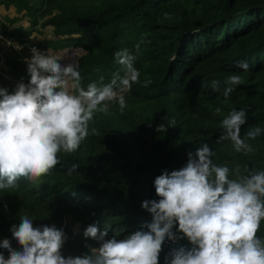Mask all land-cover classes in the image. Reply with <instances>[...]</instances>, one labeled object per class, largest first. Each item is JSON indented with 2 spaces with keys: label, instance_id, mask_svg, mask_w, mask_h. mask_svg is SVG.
I'll list each match as a JSON object with an SVG mask.
<instances>
[{
  "label": "trees",
  "instance_id": "obj_1",
  "mask_svg": "<svg viewBox=\"0 0 264 264\" xmlns=\"http://www.w3.org/2000/svg\"><path fill=\"white\" fill-rule=\"evenodd\" d=\"M1 5L25 11L31 28L51 27L59 39L55 50L85 52L78 61L85 90L90 83H110L114 73L123 76L115 53H135L140 44L134 62L140 78L124 93V110L108 102L106 113L94 114L78 150L59 153L60 162L48 175L21 177L17 187L0 190V217L22 197L36 214L32 223L74 227H66L63 257L90 255V247H100L85 238L89 226L106 229V239L148 231L153 217L142 203L159 201L156 177L185 167L188 154L195 158L204 143L215 153L213 163L230 169V179H239L232 171L237 165L240 176L264 171V0H1ZM239 62H247L249 69L237 68ZM233 73L242 83L225 98V80ZM213 80L219 90L212 88ZM241 109L247 112L241 137L255 127L262 130L247 141L253 149L248 154L236 152L230 140L218 143L222 120ZM160 125L165 132L157 131ZM2 218L0 243L9 239L14 250L22 251L10 234L17 224L1 223ZM173 232L178 239L165 240L159 264H166L173 250L193 247L186 237L179 238L178 222ZM257 235L264 239V221ZM0 253L5 259L10 255L3 248Z\"/></svg>",
  "mask_w": 264,
  "mask_h": 264
},
{
  "label": "clouds",
  "instance_id": "obj_2",
  "mask_svg": "<svg viewBox=\"0 0 264 264\" xmlns=\"http://www.w3.org/2000/svg\"><path fill=\"white\" fill-rule=\"evenodd\" d=\"M165 18H169L167 14ZM139 52L140 44L135 46V53L117 51L115 60L123 67V76L114 73L110 83H90L85 90L78 63L62 66L50 51L32 48L31 58L26 60L29 83L20 82L13 94L0 88V190L17 187L21 177L36 180L48 175L59 164V153L78 150L90 134L89 122L95 113L108 111V102L118 103L122 112L126 107L124 93L139 82L140 72L134 67ZM236 67L249 69L247 62ZM241 83L240 75H229L224 97ZM211 86L216 90L220 87L215 80ZM246 115L244 109L229 113L222 120L224 134L218 143L230 140L236 152H252L247 141L262 130L252 128L242 138ZM157 131L165 132V125ZM91 134L95 135L96 129H91ZM214 155L204 143L195 158L188 154L185 167L156 177L159 201L142 203L153 217L146 225L148 231L138 230L124 239H106V229L89 226L85 238L100 242V247H90V255L65 258L61 254L65 242L62 230L54 226L34 228L32 220L22 216L20 225L11 228L22 251L14 250L11 241L4 239L0 248L10 255L5 259L0 253V264H159L165 240L178 239L173 232L177 222L183 234L179 238L186 237L193 247L173 250L166 264H264V239L257 235L264 221V171L240 176L237 165L232 171L239 179H230V169L213 163ZM76 169L73 165L71 172Z\"/></svg>",
  "mask_w": 264,
  "mask_h": 264
},
{
  "label": "rangeland",
  "instance_id": "obj_3",
  "mask_svg": "<svg viewBox=\"0 0 264 264\" xmlns=\"http://www.w3.org/2000/svg\"><path fill=\"white\" fill-rule=\"evenodd\" d=\"M25 14V11L19 12L13 5L0 6V88L6 89L9 94H13L12 91H15L20 82L29 83L30 77L27 72L26 60L31 58L32 48H36L43 53L50 51L60 60L62 66L69 63H78L80 57L85 54L80 48L55 50L54 47L59 39L54 36L53 29L51 27L43 28L41 25L31 28ZM47 41L52 43L51 48L47 49L43 46ZM2 211L6 212L7 209L5 208ZM22 216L35 220L36 214L30 211L27 198L19 197L16 199L15 209H10L5 217H0L2 218L1 223L12 221L18 227ZM44 223L48 227L59 226L58 230L64 232L65 239L68 237L66 227L70 225L72 230L74 228L66 222H63L62 225L49 221H44ZM33 227L41 228V221H34ZM75 231L78 232L77 228H75Z\"/></svg>",
  "mask_w": 264,
  "mask_h": 264
}]
</instances>
